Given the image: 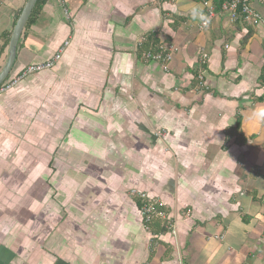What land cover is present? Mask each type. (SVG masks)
<instances>
[{
	"label": "crops",
	"instance_id": "crops-1",
	"mask_svg": "<svg viewBox=\"0 0 264 264\" xmlns=\"http://www.w3.org/2000/svg\"><path fill=\"white\" fill-rule=\"evenodd\" d=\"M37 1L1 86L63 52L0 91V264H264V0L246 41L211 0ZM26 2L0 0V74Z\"/></svg>",
	"mask_w": 264,
	"mask_h": 264
},
{
	"label": "built area",
	"instance_id": "built-area-1",
	"mask_svg": "<svg viewBox=\"0 0 264 264\" xmlns=\"http://www.w3.org/2000/svg\"><path fill=\"white\" fill-rule=\"evenodd\" d=\"M61 1V0H59ZM250 0H231L228 3L222 2L220 4V11L227 14L228 20L231 23H235L238 20H240L242 23L249 24L252 26H256L260 18L259 16L252 10L251 6L249 5ZM203 7L205 8L206 12L208 13V19H210L216 12V8L214 5L210 4L209 2L205 1L203 2ZM203 21L199 26L198 30H202L206 27L208 21ZM161 51L157 54H151L147 55L148 59H151V61L159 63L164 71L168 70V65L172 61L173 55L177 52L176 48H173L172 46H162ZM63 52V47H61L57 54L49 61L43 63V64H37V65H31L27 66L21 75H19L16 79H12L10 83L6 86H1L0 91L2 92L5 89L10 88L11 86L15 85L20 79L24 78L25 76L33 73L40 72L41 70H48L51 69L54 64L60 59V54ZM200 62H204L205 59H207V55L202 52L200 56ZM199 80L202 81V77L199 76ZM138 197L142 199L145 204L140 208V216L144 220V222H149L153 217L161 218L162 220H165L166 217L162 212H154L153 202L147 199V197L144 194H138ZM167 225L168 219H167Z\"/></svg>",
	"mask_w": 264,
	"mask_h": 264
},
{
	"label": "water",
	"instance_id": "water-1",
	"mask_svg": "<svg viewBox=\"0 0 264 264\" xmlns=\"http://www.w3.org/2000/svg\"><path fill=\"white\" fill-rule=\"evenodd\" d=\"M37 0H27L16 24L13 29L11 39L9 42V49H8V59L5 64V67L3 68L1 74H0V85L3 83V81L8 77V74L10 72V69L12 67V64L14 62L15 58V52H16V46L19 40V36L21 34V31L35 5Z\"/></svg>",
	"mask_w": 264,
	"mask_h": 264
},
{
	"label": "rangeland",
	"instance_id": "rangeland-1",
	"mask_svg": "<svg viewBox=\"0 0 264 264\" xmlns=\"http://www.w3.org/2000/svg\"><path fill=\"white\" fill-rule=\"evenodd\" d=\"M195 4H197V1H198V3H199V0H192ZM252 1V0H251ZM200 4V6L202 7V9L203 10H205V8L203 7V2H200L199 3ZM206 11V10H205ZM163 70V69H162ZM164 71V70H163ZM164 72H166V71H164ZM121 98H117L116 100H120ZM102 100H108V97L106 98V97H103L102 98ZM113 112V114H116L114 111H112ZM115 116H118L117 114L115 115ZM104 126V120H102V127ZM163 135H164V133H163V131H158V132H155V136L156 137H158V138H163ZM59 146H60V148H63L62 150L64 151V152H62V151H60L59 152V154L57 155V156H55L54 158H56V159H58V161L57 162H53L52 164H51V166L52 167H54V168H57V169H59V179H62L63 177H64V172H63V169H65V167L67 166V164H66V158H68V156H66L65 154L68 152L67 150V145H66V148H65V146H63V145H61V143H66V142H63L62 140H60L59 141ZM122 143V142H121ZM127 145H129V142H127L126 143ZM114 147V146H113ZM124 148V147H123ZM123 148H121L119 145H118V143L116 144V151L117 152H121V153H123L124 154V152H122V150H123ZM76 159V158H75ZM77 161V160H76ZM77 164L79 165V163L78 162H74V165H75V167L74 168H76V166H77ZM96 164H102L101 166H105V163H103V160L102 161H97L96 162ZM100 166V167H101ZM63 168V169H62ZM102 168V167H101ZM100 170L101 169H95L94 170V166H93V170L91 171V175H90V173L89 174H87L88 176H85V179L86 180H90V181H96L95 179H97L96 177H93L92 176V174H97L99 177L101 176V173L102 172H100ZM127 172V171H126ZM98 180V179H97Z\"/></svg>",
	"mask_w": 264,
	"mask_h": 264
},
{
	"label": "trees",
	"instance_id": "trees-1",
	"mask_svg": "<svg viewBox=\"0 0 264 264\" xmlns=\"http://www.w3.org/2000/svg\"><path fill=\"white\" fill-rule=\"evenodd\" d=\"M231 0H211V3L217 8V11H220V4L222 3V2H226V3H228L229 4V2H230ZM37 5H38V1L35 3V8L32 10V13H31V15H30V17L28 18V21L31 19V16L33 15V13H34V11H35V9H37ZM221 13H223L222 11H220ZM225 14V13H224ZM226 15V17H227V19H228V16H227V14H225ZM181 20H183V18H180ZM180 21V20H179ZM229 21V20H228ZM231 23V22H230ZM240 23V20H238L237 22H235V23H231V24H239ZM200 25V24H199ZM198 25V26H199ZM244 26H245V28H246V32H247V34H246V38H245V41H246V39L250 36L249 34H250V32L252 33V25H249V24H243ZM149 42H150V44L152 45H156L157 43L155 42V44H154V42L152 43L150 40H148ZM158 49V48H157ZM156 49V50H157ZM1 86V85H0ZM153 202V201H152ZM145 204V202L143 201V203L141 204L142 206ZM141 206V207H142ZM152 209H153V211L154 212H156V211H158V210H155V208H154V206L152 207ZM154 219H156V217H153Z\"/></svg>",
	"mask_w": 264,
	"mask_h": 264
},
{
	"label": "clouds",
	"instance_id": "clouds-1",
	"mask_svg": "<svg viewBox=\"0 0 264 264\" xmlns=\"http://www.w3.org/2000/svg\"><path fill=\"white\" fill-rule=\"evenodd\" d=\"M251 1V0H250ZM250 1H249V5L251 6V3H250ZM210 4H212V3H210ZM213 5V4H212ZM251 8H252V6H251ZM252 10L259 16V14L252 8ZM216 11H217V9H216ZM259 18H260V16H259ZM261 20V19H260ZM240 23L241 24H245V23H242L241 21H240ZM258 25H260V21H259V23L256 25V26H252V27H257Z\"/></svg>",
	"mask_w": 264,
	"mask_h": 264
}]
</instances>
